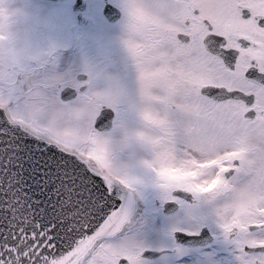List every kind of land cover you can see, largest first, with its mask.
Here are the masks:
<instances>
[{"label":"snow or ice","instance_id":"obj_1","mask_svg":"<svg viewBox=\"0 0 264 264\" xmlns=\"http://www.w3.org/2000/svg\"><path fill=\"white\" fill-rule=\"evenodd\" d=\"M117 7L127 63L102 83L16 37L0 49V264H148L111 239L140 153L165 198L214 203L237 264H264V0Z\"/></svg>","mask_w":264,"mask_h":264},{"label":"rangeland","instance_id":"obj_2","mask_svg":"<svg viewBox=\"0 0 264 264\" xmlns=\"http://www.w3.org/2000/svg\"><path fill=\"white\" fill-rule=\"evenodd\" d=\"M98 7L99 3L93 2V10L96 11ZM62 10H64V8H62ZM93 10L90 16L94 19L95 16L92 14L95 12ZM59 11L60 10L57 11V18ZM68 12L71 14L70 9H68ZM100 23L101 21L99 20H96L93 24L87 23L85 29L87 33L86 41L88 42L89 57L88 59H84L82 54H80L78 64L87 67L97 76L98 81L102 83L106 76L115 75L114 72H117V67L113 63L117 59V56H119V53L117 52L118 49H115L113 46V41H110L112 46L110 45L111 47L106 48L105 51V45L102 47L100 42L96 43L99 38L106 34V32H104L105 29L101 27L96 29ZM119 29L116 27L115 31H119ZM109 36H112L111 32H109L108 37ZM16 39L19 41L20 37H16ZM120 57H122L121 60H124L126 56L120 55ZM100 59L105 60L102 62L103 64L100 62ZM83 61L84 63H82ZM107 67H110V69H107ZM104 69L106 70L105 72ZM140 155L147 158L148 154L140 153L135 160L130 161L129 171L138 178H147L149 176V174H147L149 169L139 163ZM137 190L140 191L141 197L143 194L145 196L144 200H142L145 202L143 213L132 227H129L114 239H126L134 244H140L143 248L153 247L159 249L162 246L168 247L174 244L172 238L173 229H181L183 227L186 231H198L202 225H206L210 230L215 232L214 243H212L210 247L195 249L193 251L190 249H183L182 247L178 249L177 254H172L171 257L163 255L158 260H147L148 264H237L235 254L230 258H223L220 255L216 256L218 251H222V249L225 248L223 243L226 239L222 229L216 221L213 211V202H206L203 201V199L197 202L194 196L191 202L180 200L179 211L165 217L158 208L164 201L166 193L164 189L155 183L154 174L151 171L150 182H148L147 185L145 182L137 185ZM181 202H183V204ZM192 203L198 204V209L195 214L187 212L183 206L184 204ZM158 220L160 222H157ZM187 252L189 254H186ZM187 255L189 256L187 257Z\"/></svg>","mask_w":264,"mask_h":264},{"label":"flooded vegetation","instance_id":"obj_3","mask_svg":"<svg viewBox=\"0 0 264 264\" xmlns=\"http://www.w3.org/2000/svg\"><path fill=\"white\" fill-rule=\"evenodd\" d=\"M85 1L86 8L76 12L73 10L74 0H0V8H3L7 14L9 29L15 37H20L19 43H26L33 51L49 55L61 64L68 60L78 63L80 54L87 59L88 43L84 39L87 36L85 29L87 23L101 19L107 25H115V30L116 27L120 28L117 31L119 36L116 37L117 43H121L117 56V69L119 74H122L127 63V54L122 43V13L116 21L110 22L103 15L104 0ZM109 1L119 9L118 0ZM93 2L99 3L97 12L93 10ZM68 9L71 10L72 15ZM58 10L60 11L57 18ZM92 10L96 13V15L92 14L95 16L94 19L90 16ZM120 55H125V59L121 60Z\"/></svg>","mask_w":264,"mask_h":264},{"label":"water","instance_id":"obj_4","mask_svg":"<svg viewBox=\"0 0 264 264\" xmlns=\"http://www.w3.org/2000/svg\"><path fill=\"white\" fill-rule=\"evenodd\" d=\"M115 188L122 195L127 192V189H124L119 184L115 185ZM139 207H140L139 201L135 197V195L133 194L132 205H131V208H130L128 220L122 225L121 229L124 226H127L128 224H130V222L132 221V219L138 214ZM168 210L166 209L165 211H168ZM170 210L173 211L174 208L171 209V207H170ZM175 237H176L177 241H179V242H184L186 244L193 245V244H197V243H203V241L205 242L207 239H209V234L207 233V231H205V229H203V232L200 235H194V234L188 235V234H186V233H184L182 231L181 232L180 231H177L176 234H175ZM158 253L159 252L154 251V250H145L143 252L144 255H146V256H148L150 258L151 257H154V256H157Z\"/></svg>","mask_w":264,"mask_h":264},{"label":"clouds","instance_id":"obj_5","mask_svg":"<svg viewBox=\"0 0 264 264\" xmlns=\"http://www.w3.org/2000/svg\"><path fill=\"white\" fill-rule=\"evenodd\" d=\"M0 49L7 50L13 43L15 38L13 32L9 29V20L6 16L0 19Z\"/></svg>","mask_w":264,"mask_h":264}]
</instances>
